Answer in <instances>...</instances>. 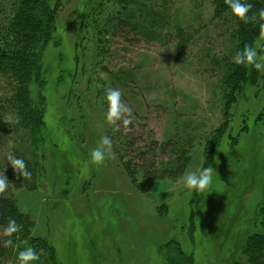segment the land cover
<instances>
[{"label": "rangeland", "instance_id": "obj_1", "mask_svg": "<svg viewBox=\"0 0 264 264\" xmlns=\"http://www.w3.org/2000/svg\"><path fill=\"white\" fill-rule=\"evenodd\" d=\"M120 1L51 0L55 31L43 61L54 104L44 113V175L36 190L8 186L5 192L12 190L33 221L32 234L53 245L58 264H166L171 256L164 244L171 240L193 264L244 261L240 248L264 201V72L231 106L218 144L210 143L212 187L190 194L182 177L204 167L206 139L224 121L217 67L206 54L217 53L221 40L213 0L161 7V39L133 26L137 0ZM125 5L134 11L132 24ZM108 87L119 89L132 109L127 129L117 121L114 132L106 122ZM11 129L0 130V161L6 163L17 144ZM104 136L113 141L111 152L94 165L91 151ZM175 137L183 149L188 143L184 171L147 181L141 163L157 168L169 145L161 153L153 151L155 144ZM57 163L65 169L61 176Z\"/></svg>", "mask_w": 264, "mask_h": 264}, {"label": "trees", "instance_id": "obj_2", "mask_svg": "<svg viewBox=\"0 0 264 264\" xmlns=\"http://www.w3.org/2000/svg\"><path fill=\"white\" fill-rule=\"evenodd\" d=\"M152 1L159 6L155 8L153 5H147ZM171 1L137 0V13L140 11L137 19L134 11L127 10L126 5L124 15L131 24V19L137 20L133 26L146 38L161 39L162 26L157 23L162 20L156 18L163 16L161 7ZM245 2L252 4L247 13L249 17L247 23L233 16L224 0L212 1V21L215 22L216 31L218 33L221 31V40L217 53L206 54L217 67L220 82L217 99L222 105L224 121L206 139L205 152L208 158L204 167H209L212 162L210 147L218 144L224 130L229 127L228 116L231 106L244 97L247 89L256 86L261 77V73L254 68H246L234 62L236 54L246 44L256 47L258 53L264 55V38L260 36V24L264 23V20H261L259 15L260 11L264 10V0ZM142 12L146 14L139 20ZM145 16L149 20L144 18ZM143 21L146 24H143ZM54 31L55 7L51 0H0V130L4 127L12 128L11 132L15 135L13 140L17 143L13 147L14 156L23 159L31 173L30 177H23L13 169L10 162L1 160L0 173H4L13 190L20 188L36 190L44 175L41 159L43 147L49 144L44 113L45 106L51 109L54 101L50 95L49 83L44 77L43 58L53 41ZM16 117H19V123L15 122ZM245 130L247 129L244 128ZM179 143V139L175 137L155 144L153 151L158 149L161 153L166 151L167 145L169 147L165 160H160L157 168L153 161L141 163L145 168L142 170V176L147 181H152L160 175L176 176L184 171L186 165L184 149L188 147V143L184 142V149ZM52 146L56 149L55 145ZM58 146V150L63 151L61 154L64 155L66 144L61 142ZM57 167L58 175L61 176L65 169L58 163ZM9 219H14L21 225V230L13 234V245L5 247L3 242L8 237L3 236V229ZM252 222L253 230L247 233L240 248L245 260L232 261L229 264H264V201L255 209ZM190 224L191 227L194 225L192 219ZM32 227L33 221L28 214L18 208L12 190L0 193V264H18L17 253L26 246L33 247L40 254L39 260L33 264H58L53 245L45 237L34 236ZM24 241L28 242L27 245ZM69 241L67 236L66 248H69ZM164 246L165 256H171L165 261L166 264H193L191 255L185 252L179 241L171 240ZM71 255L72 253L67 254L69 258Z\"/></svg>", "mask_w": 264, "mask_h": 264}, {"label": "clouds", "instance_id": "obj_3", "mask_svg": "<svg viewBox=\"0 0 264 264\" xmlns=\"http://www.w3.org/2000/svg\"><path fill=\"white\" fill-rule=\"evenodd\" d=\"M231 11V14L239 20L248 22L247 13L252 8V4L245 2V0H224ZM261 20H264V10L260 13ZM260 36L264 38V23L260 24ZM235 64L243 65L244 67L254 68L259 72H264V55L258 53L256 47L251 45H245L240 50L234 59ZM122 93L119 89L108 87L105 90V101L107 104V110L105 113V119L108 125L114 126L113 131L119 130L117 121H122L123 125L127 129V126L132 123V109L121 99ZM16 123H19V117L15 119ZM113 141L109 136L102 137L99 146L91 151V162L94 165H101L106 160L108 154L111 152ZM8 162L11 163L13 169L20 173L23 177H30L31 173L27 170L26 162L17 158L11 154L7 156ZM213 167H200L196 171L188 172L182 177V189L188 193H203L209 190L213 185ZM9 186V180L0 173V193H4ZM21 230V225L17 224L14 219H9L7 226L3 229V236L8 237L4 240V246L13 245V234L18 233ZM27 245V241H24ZM40 254L31 246H26L19 250L17 253L18 264H33L38 261Z\"/></svg>", "mask_w": 264, "mask_h": 264}]
</instances>
